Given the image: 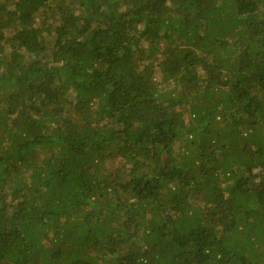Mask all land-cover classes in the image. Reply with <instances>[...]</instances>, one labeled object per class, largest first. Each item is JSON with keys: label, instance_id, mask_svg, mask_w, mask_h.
Listing matches in <instances>:
<instances>
[{"label": "trees", "instance_id": "16d2710c", "mask_svg": "<svg viewBox=\"0 0 264 264\" xmlns=\"http://www.w3.org/2000/svg\"><path fill=\"white\" fill-rule=\"evenodd\" d=\"M0 264H264V0H0Z\"/></svg>", "mask_w": 264, "mask_h": 264}]
</instances>
